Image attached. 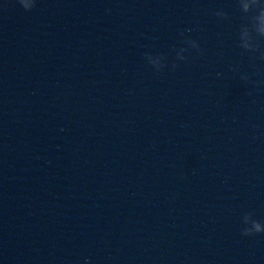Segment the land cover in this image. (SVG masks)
<instances>
[{"label": "water", "instance_id": "obj_1", "mask_svg": "<svg viewBox=\"0 0 264 264\" xmlns=\"http://www.w3.org/2000/svg\"><path fill=\"white\" fill-rule=\"evenodd\" d=\"M243 23L237 0H0V264H264Z\"/></svg>", "mask_w": 264, "mask_h": 264}, {"label": "clouds", "instance_id": "obj_2", "mask_svg": "<svg viewBox=\"0 0 264 264\" xmlns=\"http://www.w3.org/2000/svg\"><path fill=\"white\" fill-rule=\"evenodd\" d=\"M25 11H31L35 7V0H31L30 5H25L24 0H17ZM239 11L245 14V23L239 28L238 40L239 48L245 53H258V56L252 57L253 61L259 59L264 61V0H237ZM215 16L227 19V14L222 10H217ZM183 32L180 36L183 37ZM185 47H181L176 51V60L185 61L194 50L197 54L203 55L199 43L192 38H185ZM187 53L188 55H185ZM145 59L157 72L165 67L168 57L162 54H145ZM172 67H177L176 63H172ZM259 72V69L257 70ZM219 75V74H217ZM240 79L246 83L249 82L247 75H242ZM253 84H264V80L252 81ZM250 94V93H249ZM247 221V222H245ZM241 235L248 237L264 234V221L255 219L253 213L245 212L241 218Z\"/></svg>", "mask_w": 264, "mask_h": 264}]
</instances>
